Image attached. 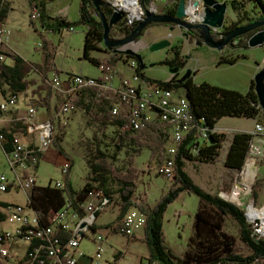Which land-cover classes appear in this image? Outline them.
<instances>
[{
	"label": "trees",
	"instance_id": "obj_1",
	"mask_svg": "<svg viewBox=\"0 0 264 264\" xmlns=\"http://www.w3.org/2000/svg\"><path fill=\"white\" fill-rule=\"evenodd\" d=\"M47 4V0H31V8L39 12L41 25L47 32L57 33L80 26L86 27L88 31L85 39L84 60L90 61L91 64L99 68L106 66V63L102 60L92 56L93 52H101L103 48L107 50V53L112 54L108 65L115 66L116 63L122 61L125 57L133 59L138 64L136 76L142 81L149 82L153 86L166 88V90H181L185 93L189 100L193 122L199 128L207 127L210 130H214L223 118L256 120L264 123V112L256 94L255 80L252 81L249 91L243 94L241 91L228 90L223 87L213 86L207 82L197 84L193 76L181 84L179 82V73L171 82L152 79L145 73L146 70L141 68L135 57L122 53L117 49L107 48L104 41L105 28L103 21L98 15L96 8L91 4V0L81 1V7L79 8L80 19L73 22L62 17H51L47 12ZM179 4L180 1L176 0L175 6L166 11V13L175 16ZM230 5L238 19L226 26L225 29L228 33L241 26L253 24L258 19H264V0H232ZM249 5L259 10L260 13L257 16H250L247 11ZM11 6L12 3L0 0V22L5 23L8 20ZM102 12L108 19H111L113 15L111 7L106 5ZM137 25L139 23L124 33L121 32V35L125 36V38L128 37ZM156 26H168V24L148 26L140 40L144 38L148 29ZM254 33L251 32L234 40L230 49L249 50L248 43ZM119 35L116 32V27H112L111 37L115 38ZM189 35L197 40L199 38L198 31H192ZM49 45L47 41H44L46 51L43 53L42 65L33 64L16 54L1 53L5 56V61L0 60V92L5 100L13 96L21 97L25 95L31 87L29 77L34 71L43 72L46 76L50 72L58 71L54 63V56L52 52H49ZM173 53L174 56L171 59H164L159 65L167 66L171 70H184L189 62L188 57L183 56L180 47H174ZM241 58L242 56L229 58L223 55L218 62V66L225 64L234 66ZM7 59H12L13 64H9ZM114 66H106V68ZM92 97L91 100L87 101L84 95L77 100L76 104L84 109L101 128L106 130L111 126L116 127L119 132L120 145H116V153L111 157L102 150L101 141L98 136H95L97 142L95 145L96 154H94L92 159L87 160L90 175L86 178L84 189L80 191L74 190L68 175L65 179L66 188L64 190H59L52 183L47 187L38 185L31 190L29 208L37 213L41 227L53 225L68 200H71L73 205L79 208L80 205L88 201L91 193L95 191L109 197L111 201L114 199V195L117 194L122 203L121 215L116 221L107 225L105 229L112 228L118 235L125 236L121 221H123L130 209H139L147 216L145 240L151 250L149 261L152 264H264V237L258 233V227L261 224L258 223V226L255 227L253 223L248 221L245 211L218 195L209 194L208 191L197 185L186 171V162L188 161L216 162L226 143L227 136L225 132L209 134V143L200 148L198 156L192 152V149L198 146L199 130L194 129L190 132L177 151L174 181L170 191L162 196L155 206H151L146 199H140L136 196L138 172L134 170L133 166L134 154H140L142 150L149 149L152 153V159L156 158L161 153V148H165L168 143L167 139L170 136L169 127L167 128L159 122L150 123V121H146L145 128L137 136L130 131L123 132L128 121L124 117L115 118L112 116V104L110 101L100 99L94 93ZM38 107H45L50 113L52 111L50 103L47 106L38 105L35 108L38 109ZM16 124L18 127L23 125V130L18 127L0 130V135L5 137V142H3L1 148L6 154H10L14 150L15 145L19 141V135L26 131L27 126L22 121ZM164 126L167 128L166 130ZM253 140L254 137L249 133H238L233 136L226 162L224 163L226 169L239 172L244 169L245 164L251 157ZM62 142L63 139L57 136L53 145L61 156L70 160L72 170L74 167L72 158L62 147ZM125 150L128 161H126V166L120 169L118 166H114V162L111 160H117L116 156ZM43 157L44 155L41 154V158ZM115 186H118V189H115ZM183 193L193 194L200 198L201 208H199L195 216V236L190 238L191 250L180 256L168 246L163 222L168 208ZM258 195L260 193L257 190L253 196L257 199ZM8 206L10 204L0 203V208ZM228 218L238 221L242 245L237 242L235 237L225 232L226 219ZM97 228V225H95L92 229Z\"/></svg>",
	"mask_w": 264,
	"mask_h": 264
},
{
	"label": "rangeland",
	"instance_id": "obj_2",
	"mask_svg": "<svg viewBox=\"0 0 264 264\" xmlns=\"http://www.w3.org/2000/svg\"><path fill=\"white\" fill-rule=\"evenodd\" d=\"M218 1L226 2L229 5L225 24V26H229L238 19V16L233 12L230 5L232 0ZM47 3V12L51 17H62L72 22L79 21L81 0H47ZM31 7V0H13L8 20L5 22V25L12 31V37H10L8 43L3 47V52L19 55L33 64L42 65L43 53L46 51L44 41H47V43L50 44L49 52H52L54 56V63L58 71L50 72L47 76L43 72L37 70L30 74L29 79L31 87L29 91L23 95V97H19L20 99L18 100L17 110L21 112L19 121H22L24 124L26 123L28 112L26 107H37L38 105L47 106L48 103H50L52 108L51 113L45 107H38L40 111L37 113V116L45 118L49 112L47 119L53 120L55 126L54 136H59L63 139L61 145L72 158L71 160L74 164L71 174H69L71 183L74 190L80 191L84 189L86 178L90 175L87 160L92 159L94 154H96L95 145L97 142L95 136L99 137L102 150L113 157L116 153V145H120L119 132L114 126L106 130L105 128H101L84 109L78 107L76 104L77 100L81 99L80 97L84 95L87 101L91 100L93 98V93L86 92L82 93L83 95H72L68 98L57 90H54L50 84L54 74L60 75L64 83L74 74H82L91 78H100L103 76L101 68L83 59L88 29L84 26H80L76 27L74 32L70 30L57 33L47 32L41 25V19H33L35 10H32ZM247 11L250 16H257L260 13L259 10L255 9L252 5L247 7ZM183 33L180 28H176L175 31H172L171 28H164L160 31L158 34L159 39L164 40L167 38L172 42V47L168 50L165 49L152 53L150 48L144 45H133L131 47L143 57L147 65L145 73L152 79L165 80L166 82L169 80L171 69L167 66L159 65V63L164 59H171L172 56H174V47H180L183 53L184 43L187 42ZM170 36L172 37L170 38ZM153 37H150L148 42H150V39L153 41ZM192 42H190V44H192ZM210 52L215 53L211 48L202 46L199 51L190 50V52H188L187 48L185 54L183 53V56L185 55L188 59L192 56L194 57L193 64L190 65L191 67L187 68L192 71L195 69L198 70L199 78H197V82H207L213 86L241 91L243 94L247 93L250 89L251 80L260 72L258 65L264 62V51L258 48L249 49L245 52L248 56L247 60H241L234 66L225 64L221 67L217 64L221 56L215 64L209 59L210 57L206 60ZM92 56L102 60L106 63L107 67L114 66L108 65L109 60L112 58V54L107 53L105 48H103L101 52H93ZM7 61L9 64H13L12 59H7ZM134 62L133 59L125 57L122 61L116 63L114 67L121 81L127 80L130 83H135L134 78L136 77L138 64L135 62L134 66ZM255 70H257L256 74H254ZM184 74L185 72H180L181 77ZM181 94H183V91H181ZM105 98H110L111 100L109 101L112 105H119L116 96L105 93ZM3 99V95L0 92V103L4 101ZM67 102L74 105L72 112L62 116L58 115ZM124 110L125 108L122 109L123 112ZM148 115L151 121L164 124L168 128V125L163 123L156 115H153L152 109L148 112ZM165 126L164 129L166 130L167 128ZM253 127L254 121L248 122L239 118H224L218 124V128L225 131L227 139L218 160L214 163L188 161L186 162V171L190 174L194 182L208 191L209 194L218 195L245 211L248 221L257 227L258 223L262 225L264 221H254L251 219L249 217V209L251 205L259 210L264 209V149L262 157L253 155L249 160L250 162L248 161V163L254 162V164L251 165V169L255 172V177L250 179L249 182L250 193L247 194L244 199L237 197L235 200H231L225 196L231 195L236 189V184H240V180L242 179V177H240L242 171L228 170L224 166L233 136L238 133L251 134L253 132ZM138 134H140V132L136 133V136ZM19 139L21 143L29 145L38 142L37 136L34 135L31 137L27 131L22 132L19 135ZM167 140L169 142V138ZM167 145L168 143L166 147ZM166 147L163 149L161 148V153L154 159H152V153L149 149L142 150L140 154H134L135 159L133 161V166L134 170L138 172V190L136 191V196L140 199H146L151 206H155L161 197L170 191L173 185L174 179L166 178L165 175L166 162L170 159ZM116 157L117 160L111 161L114 162V166L123 169L126 166V161H128L126 150ZM68 161L70 160L61 156L54 145L47 149L45 158L40 162L39 168L32 171V174L37 178L38 185L47 187L51 183L53 185L57 182L65 183L66 178L62 176L61 169ZM247 167L245 166V169H248ZM12 172L10 164L7 161V155L0 147V180L3 175L9 178L14 177ZM115 189H118V186H115ZM257 190L260 195L255 199L253 194H255ZM113 198L114 199L107 206L105 212L101 213L99 219L95 221V224L102 229L116 221L121 215V200L117 194L114 195ZM0 201L21 206H26L28 204L27 196L23 192L16 190H11L6 193L0 192ZM138 202L140 203V201ZM199 208H201L200 198L193 194L183 193L166 212L163 222L166 242L177 255L181 256L191 250L190 238L195 236L194 223ZM238 224V221L235 219H226L225 232L235 237L237 242L242 245ZM261 225H259L258 230ZM0 229L1 231H14L15 227L9 223H4L0 224ZM92 235L93 233L89 236L91 237ZM260 235L264 237V234ZM105 236L107 244L105 259H113L115 254H120V258H122L121 264H141L142 260L148 261L150 259L151 250L145 240V228L138 231L133 239L123 235H117V233H109ZM22 247V245L18 247L20 252ZM91 248L92 244H90V242H83L82 250L87 251ZM14 252H16V249Z\"/></svg>",
	"mask_w": 264,
	"mask_h": 264
},
{
	"label": "built area",
	"instance_id": "obj_3",
	"mask_svg": "<svg viewBox=\"0 0 264 264\" xmlns=\"http://www.w3.org/2000/svg\"><path fill=\"white\" fill-rule=\"evenodd\" d=\"M12 3L13 0H4ZM109 4L120 7L126 13V17L116 27L119 36L115 39H124L125 36L121 32H125L133 28L137 23L145 18V13L140 8L139 15L135 14L131 9L123 4L120 0H104ZM171 0H153L151 11L160 14V5L170 3ZM196 0H187L188 17L187 22L192 24H202L204 5L195 7ZM40 19V18H39ZM222 29L213 31L217 40L225 38ZM74 32L75 29H70ZM149 33H147L148 35ZM146 35V37H147ZM12 37V31L5 23L0 22V60L4 61L5 56L2 53L3 47ZM143 40H140L139 44ZM159 42L155 41L154 43ZM151 43V44H154ZM150 44V45H151ZM132 45V44H131ZM135 66V62L133 63ZM103 76L100 78H91L84 75H71L67 82H63L61 76L54 74L51 79V86L61 94L69 96H78L84 92L94 93L98 98H105V93L114 95L118 98L119 105L112 107V116L124 117L128 123L124 131L138 133L145 128L146 121H151L148 112L152 109L153 115H156L163 123L169 127V142L167 152L170 159L166 162L165 175L166 178H173L175 175V162L178 149L183 144L186 136L194 129L199 130L198 146L192 149V152L198 156L199 150L205 144L209 143V134L225 132L216 127L210 130L207 127L199 128L192 119L189 100L185 93L180 91L166 90L159 86H153L149 82L142 81L137 76L134 78L135 83L129 81H121L115 67L106 68L102 66ZM197 69L193 70L195 79ZM175 74H170L167 82L173 81ZM198 84V83H197ZM64 88V89H63ZM19 97H10L0 105V123L3 121L5 114L11 111L12 107L18 105ZM125 108L124 112L122 109ZM74 105L70 102L65 103L58 115H66L72 112ZM37 113L39 110L35 107H29L26 118V131L29 136H37V143H21L18 141L14 150L7 154V161L10 164L14 177L9 178L3 175L0 180V192L6 193L11 190L23 192L27 196L28 204L26 206L16 205L2 208L0 210V224L9 223L15 227L14 231H1L0 229V264H121L120 256L116 259H105L107 251L106 236L109 233H115L112 228L102 229L97 225V229H89V232H80L79 224L89 225V221H97L101 213H104L111 199L102 193L95 191L91 193L88 201L76 208L71 200L58 214L55 223L49 227H41L37 213L29 208L30 192L38 186V181L32 171L38 169L41 154H45L46 150L53 146L54 123L53 120L47 119L43 122H37ZM254 137L253 149H251V157L253 155L262 157L264 149V123L254 120L253 132ZM20 140V139H19ZM257 141V142H256ZM5 142L4 135H0V147ZM248 159V161L250 160ZM247 161V163H248ZM250 162V161H249ZM250 164V163H248ZM248 164H245L247 167ZM71 162L68 161L61 169L62 176L67 178L71 171ZM248 169L241 172V183H237L235 191L227 196L232 199L234 195L244 199L250 193L249 182L251 176ZM54 187L64 190L66 184L57 182ZM234 199V200H235ZM252 206V205H251ZM250 206V207H251ZM2 211V212H1ZM3 215V216H2ZM3 217V218H1ZM146 215L139 209H130L127 215L121 221L123 233L125 237L134 238L137 232L146 227ZM93 233L90 237L89 235ZM118 235V234H117ZM124 236V235H123ZM88 241L92 244V248L82 250L83 242ZM23 246L21 252L20 246ZM16 249V252L14 250ZM141 264H151L148 261H141Z\"/></svg>",
	"mask_w": 264,
	"mask_h": 264
},
{
	"label": "water",
	"instance_id": "obj_4",
	"mask_svg": "<svg viewBox=\"0 0 264 264\" xmlns=\"http://www.w3.org/2000/svg\"><path fill=\"white\" fill-rule=\"evenodd\" d=\"M153 0H138L140 8L145 13V18L137 25V27L132 31V33L126 37L125 39L116 40L111 37L112 27L118 25L122 20L125 19L126 13L122 8L116 7L113 4H109L104 0H91V4L96 8L98 15L101 17L103 21V26L105 28V44L109 49H117L122 53H126L127 55L133 56L137 59L139 65L142 69H146V64L144 62L143 57L137 53V51L128 48L133 43H137L138 40L143 35L145 29L150 25H165L168 26L173 25L171 27L172 31L175 28H180L184 32L190 33L193 30L198 31V45L199 46H207L212 50L223 52L227 47H231V43L251 32H255L251 37L248 46L251 49L254 48H262L264 47V19L257 20L253 24L248 26H241L234 31L228 33L226 31L224 33L225 38L222 40H217L213 35V31L216 29L225 28L226 24V14L229 10V5L226 2H220L218 0H196L194 3L195 7L200 6L201 2L204 5L203 15V23L202 24H192L186 21L188 17V7L187 0H179V8L175 16L165 14H156L151 11L150 7ZM108 5L113 10V15L111 19H108L106 15L102 12V9ZM147 33L145 34L146 37ZM144 37V38H145ZM172 36H170L171 38ZM143 38V39H144ZM141 39V40H143ZM172 47V42L170 39H164L162 41L156 42L150 45V50L152 53H156L165 49H170ZM179 72V69H172L170 73L176 74ZM192 70H188L186 75L179 80L182 84L188 78L192 76ZM256 83V94L259 97L260 106L264 112V69L256 74L255 78ZM258 233L260 231L258 230Z\"/></svg>",
	"mask_w": 264,
	"mask_h": 264
},
{
	"label": "crops",
	"instance_id": "obj_5",
	"mask_svg": "<svg viewBox=\"0 0 264 264\" xmlns=\"http://www.w3.org/2000/svg\"><path fill=\"white\" fill-rule=\"evenodd\" d=\"M82 1V0H81ZM128 1H130V0H123V2L125 3V4H127V2ZM175 4H176V0H171L170 1V3H165V4H161L160 5V14H165L166 13V11H168L170 8H173L174 6H175ZM128 5V4H127ZM133 9H135V8H133ZM136 10V9H135ZM164 28H168V29H170L171 27H168V26H156V27H152L150 30H149V34L147 35V37H146V39H145V41H147L148 42V40H149V38L150 37H153V41H151V39H150V42H148L149 44H151V43H154L155 41H161L162 39H159V37H158V34L160 33V31L161 30H163ZM76 30V29H75ZM45 31V30H44ZM150 32H151V34H150ZM152 33H153V36H152ZM165 38V37H164ZM190 42H192V41H190V40H187V42H185L184 43V49H183V53L185 54V51H186V49L188 48V52H190V50H192V51H199L200 50V48L202 47V46H199L198 44H197V42L195 43L194 41L192 42V44H190ZM203 46H205V45H203ZM190 47V48H189ZM194 47V48H193ZM231 48V47H230ZM230 48H226L223 52H219V51H215V50H213L215 53H212V52H210L209 53V55H208V57L206 58V60L209 58L214 64L218 61V58L221 56H223V55H226L227 57H238V56H242V58L238 61V63L242 60V61H245V60H247V58H248V56L245 54V52L246 51H248V50H243V49H236V50H232V49H230ZM196 49V50H195ZM249 49H251V48H249ZM258 49H260V50H262V51H264V47H262V48H258ZM229 54V55H228ZM232 55H234V56H232ZM185 56V55H184ZM191 56V55H190ZM193 57V56H192ZM192 57H190L189 58V62H188V65H187V67L189 68V67H191L190 65H192L193 64V62H194V57L192 58ZM246 57V58H245ZM251 58V57H250ZM202 62V61H201ZM219 62V61H218ZM237 63V64H238ZM218 64V63H217ZM258 64V63H257ZM197 66V65H196ZM219 67H221V66H219ZM258 69L260 70V72L264 69V62L263 63H260L259 65H258ZM198 71V70H197ZM259 72V73H260ZM257 73V70H255L254 71V74H256ZM258 73V74H259ZM171 74V73H170ZM253 74V75H254ZM119 78V77H118ZM197 78H199V72H197L196 73V76H195V81H196V83H198L197 82ZM254 80V78L251 80V83H252V81ZM202 83V82H201ZM201 83H198V84H201ZM250 83V84H251ZM250 88H251V85H250ZM249 91V90H248ZM184 93V92H183ZM23 97V96H22ZM21 98V97H20ZM19 98V99H20ZM4 101H5V99H3ZM4 101H2L1 103H0V105L1 104H3L4 103ZM19 103V102H18ZM29 107L30 106H28V107H26L27 108V111L29 110ZM18 105L16 106V107H12L11 108V111L10 112H8L7 114H5L4 115V117H3V121L0 123V130H4V129H9V128H16V127H18L17 126V122H19V120H20V115H21V112H19L18 110ZM40 111V110H39ZM48 114H49V112L47 113V115L45 116V118L43 117V118H40V116H37V118H36V121L37 122H43V121H46V119L48 118ZM224 119V118H223ZM222 119V120H223ZM226 119H237V118H226ZM221 120V121H222ZM241 120H244V119H241ZM246 121H248V122H250V121H254V120H246ZM220 123V122H219ZM218 123V124H219ZM23 125L21 126V127H18L20 130H23ZM217 127H218V125H217ZM20 141V140H19ZM257 142V141H256ZM4 151V150H3ZM5 152V151H4ZM6 154V153H5ZM7 155V154H6ZM43 158H45V154H44V157ZM43 158H41V161L43 160ZM40 161V162H41ZM39 166H40V164H39ZM39 166H38V168H39ZM1 203H5V204H8V203H6V202H2V201H0ZM28 202V201H27ZM12 205V204H11ZM12 206H16V205H12ZM2 208H0V210H1ZM120 256V254H118V255H116L115 254V256H114V258L116 257V259L118 258Z\"/></svg>",
	"mask_w": 264,
	"mask_h": 264
},
{
	"label": "bare ground",
	"instance_id": "obj_6",
	"mask_svg": "<svg viewBox=\"0 0 264 264\" xmlns=\"http://www.w3.org/2000/svg\"><path fill=\"white\" fill-rule=\"evenodd\" d=\"M120 1H122L123 2V0H120ZM123 4L125 5V6H127L129 9H131L135 14H138L139 15V10H140V5H139V2H138V0H130V1H128L127 2V4H125L124 2H123ZM133 8H135V9H133ZM40 18V14H39V12L38 11H35L34 13H33V19L34 20H38ZM140 23V22H139ZM151 29V28H150ZM150 29H148V31L146 32V33H148L149 32V30ZM151 34V33H150ZM145 37V36H144ZM115 39V38H114ZM125 39V38H124ZM117 40V39H116ZM123 40V39H122ZM138 42H140V41H138ZM137 42V43H138ZM133 45H135V44H132V45H130V46H128V48H130V49H132L131 47L133 46ZM139 45V44H138ZM146 46L147 48H149L150 47V44L147 42V41H142L141 43H140V46ZM134 50V49H133ZM3 52V51H2ZM138 53V52H137ZM5 61V60H4ZM111 68H114V67H111ZM114 105H112V107H113ZM252 164H254V162H251L250 164H248L249 165V167H250V169H249V175L251 176V178H253V177H255V172H254V170H252L251 169V165ZM235 195H234V197H232V199L234 200L235 199ZM249 217L251 218V219H253L254 221H258V220H263L264 221V209L263 210H259L258 208H256L255 206H251L250 207V209H249ZM146 221H147V216H146ZM145 221V222H146ZM96 224H95V221H89V225H87V224H79V231L80 232H86V233H88L89 232V229H92V228H94V226H95ZM259 231H260V233L263 235L264 234V224H262L261 225V227H260V229H259ZM152 264V263H151ZM154 264H157V263H154Z\"/></svg>",
	"mask_w": 264,
	"mask_h": 264
},
{
	"label": "flooded vegetation",
	"instance_id": "obj_7",
	"mask_svg": "<svg viewBox=\"0 0 264 264\" xmlns=\"http://www.w3.org/2000/svg\"><path fill=\"white\" fill-rule=\"evenodd\" d=\"M173 26V25H172ZM172 26H170V27H172ZM225 28H226V26H225ZM176 29V28H175ZM175 29H174V31H175ZM225 31H227L226 29H224ZM182 31V33L184 32L183 30H181ZM193 31H196V30H193ZM192 32V31H191ZM184 34V37H185V40H190V41H194L195 43L197 42V44H198V40L197 39H195V38H193L191 35H189V33H187V32H184L183 33ZM213 35H215L214 33H213ZM240 40V39H239ZM135 45H138V44H135ZM138 46H140V43H139V45ZM230 48V47H229ZM190 55V54H189ZM187 68V67H186ZM184 69V70H179V72H177L176 74H175V76L179 73V79H182L185 75H186V73L188 72V68L187 69ZM180 72H182V73H184L185 72V74L181 77L180 76ZM172 74V73H171ZM192 76H193V72H192ZM194 77V76H193Z\"/></svg>",
	"mask_w": 264,
	"mask_h": 264
}]
</instances>
